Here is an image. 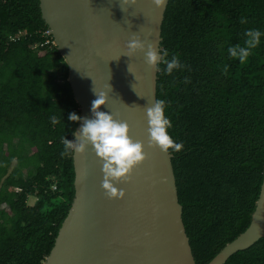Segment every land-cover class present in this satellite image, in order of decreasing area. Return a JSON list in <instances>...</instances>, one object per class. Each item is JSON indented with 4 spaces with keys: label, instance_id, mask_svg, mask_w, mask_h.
<instances>
[{
    "label": "trees",
    "instance_id": "1",
    "mask_svg": "<svg viewBox=\"0 0 264 264\" xmlns=\"http://www.w3.org/2000/svg\"><path fill=\"white\" fill-rule=\"evenodd\" d=\"M249 29L264 32V0H169L161 26L184 65H159L156 99L183 145L168 152L195 264L248 227L263 178L264 36L243 64L227 53ZM46 32L38 0H0V264H43L74 196L60 153L80 108ZM225 264H264V239Z\"/></svg>",
    "mask_w": 264,
    "mask_h": 264
},
{
    "label": "water",
    "instance_id": "2",
    "mask_svg": "<svg viewBox=\"0 0 264 264\" xmlns=\"http://www.w3.org/2000/svg\"><path fill=\"white\" fill-rule=\"evenodd\" d=\"M52 43L68 68L80 117L91 119L94 93L104 92L100 111L126 122L144 145L146 159L125 181L124 194L109 199L101 189V162L91 146L72 155L74 196L43 264H195L182 221L172 155L148 145L147 108L156 100L157 72L146 63L147 45L160 49L169 0H38ZM133 36L145 51L130 58ZM161 50V49H160ZM80 127V122L75 130ZM74 139V137H73ZM72 139V140H73ZM264 239V170L248 227L207 264H225Z\"/></svg>",
    "mask_w": 264,
    "mask_h": 264
},
{
    "label": "clouds",
    "instance_id": "3",
    "mask_svg": "<svg viewBox=\"0 0 264 264\" xmlns=\"http://www.w3.org/2000/svg\"><path fill=\"white\" fill-rule=\"evenodd\" d=\"M136 0H133L135 3ZM151 3L159 8L164 0H151ZM241 19L240 23H245ZM264 32L259 29H249L244 33L243 45L236 44L227 48L230 59H236L241 64L245 63L252 55V50L260 44ZM127 54L131 57L138 51H145V43L139 37L133 36L125 45ZM166 50L161 51L152 44L147 45L145 52L146 63L156 71L162 69L165 75H171L174 71L184 68L179 56L173 54L170 59ZM226 70V67H225ZM96 99L91 105L92 118H82L76 113H69L68 120L80 122L78 130L71 134L73 140L62 138L63 150L61 156H72L73 154H82L86 147L91 146L96 158L101 162V189L109 199L120 198L123 196V190H118L114 182L127 181L132 170L146 159L144 145L139 141H133L129 136V126L126 122L114 119L109 112L100 111L102 105L107 101L104 92H95ZM146 116L148 121V145L147 147H156L167 153L171 151H180L182 143L176 142L169 134L172 127L170 119L165 114V101L156 99L151 107L147 108ZM55 117L52 123H57Z\"/></svg>",
    "mask_w": 264,
    "mask_h": 264
},
{
    "label": "rangeland",
    "instance_id": "4",
    "mask_svg": "<svg viewBox=\"0 0 264 264\" xmlns=\"http://www.w3.org/2000/svg\"><path fill=\"white\" fill-rule=\"evenodd\" d=\"M34 202H35L34 198H29L28 199V205H33Z\"/></svg>",
    "mask_w": 264,
    "mask_h": 264
},
{
    "label": "built area",
    "instance_id": "5",
    "mask_svg": "<svg viewBox=\"0 0 264 264\" xmlns=\"http://www.w3.org/2000/svg\"><path fill=\"white\" fill-rule=\"evenodd\" d=\"M46 34L49 35L48 32H46ZM53 189H54V187H53ZM16 191H17V189H16Z\"/></svg>",
    "mask_w": 264,
    "mask_h": 264
}]
</instances>
